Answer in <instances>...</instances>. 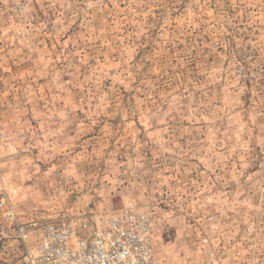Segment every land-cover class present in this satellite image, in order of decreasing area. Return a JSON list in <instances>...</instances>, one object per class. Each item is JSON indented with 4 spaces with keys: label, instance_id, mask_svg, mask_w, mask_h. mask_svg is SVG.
<instances>
[{
    "label": "rangeland",
    "instance_id": "1",
    "mask_svg": "<svg viewBox=\"0 0 264 264\" xmlns=\"http://www.w3.org/2000/svg\"><path fill=\"white\" fill-rule=\"evenodd\" d=\"M0 184V232L133 204L156 264H264V0H0Z\"/></svg>",
    "mask_w": 264,
    "mask_h": 264
},
{
    "label": "built area",
    "instance_id": "2",
    "mask_svg": "<svg viewBox=\"0 0 264 264\" xmlns=\"http://www.w3.org/2000/svg\"><path fill=\"white\" fill-rule=\"evenodd\" d=\"M10 203L0 184V206L7 208L8 218ZM8 238L19 241L24 264H156L150 219L133 204L101 213L93 222L68 218L3 224L0 240Z\"/></svg>",
    "mask_w": 264,
    "mask_h": 264
},
{
    "label": "crops",
    "instance_id": "3",
    "mask_svg": "<svg viewBox=\"0 0 264 264\" xmlns=\"http://www.w3.org/2000/svg\"><path fill=\"white\" fill-rule=\"evenodd\" d=\"M15 241V244H18V242H16V240H14ZM20 246V245H19Z\"/></svg>",
    "mask_w": 264,
    "mask_h": 264
}]
</instances>
